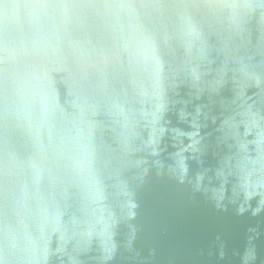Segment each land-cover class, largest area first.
<instances>
[{"label": "water", "instance_id": "water-1", "mask_svg": "<svg viewBox=\"0 0 264 264\" xmlns=\"http://www.w3.org/2000/svg\"><path fill=\"white\" fill-rule=\"evenodd\" d=\"M0 264H264V0H0Z\"/></svg>", "mask_w": 264, "mask_h": 264}]
</instances>
